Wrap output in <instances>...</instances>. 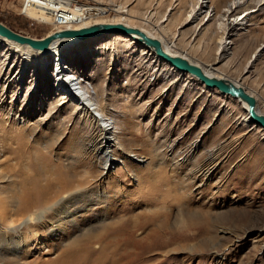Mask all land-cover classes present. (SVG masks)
Masks as SVG:
<instances>
[{
	"label": "rangeland",
	"instance_id": "obj_1",
	"mask_svg": "<svg viewBox=\"0 0 264 264\" xmlns=\"http://www.w3.org/2000/svg\"><path fill=\"white\" fill-rule=\"evenodd\" d=\"M19 1L0 0L2 23L33 37L52 30L45 10L19 12ZM89 1L128 13L110 9L96 21L125 16L204 68L211 63L218 75L260 87L264 97V0H244L229 13L232 0ZM113 36L79 40L61 56H46L41 69L32 65L33 52L6 58L0 43V199L34 175L54 181L58 162L85 175L32 209L54 205L58 231L43 230L24 244L10 230L0 239V264L9 258L15 264H264V129L244 120L235 98L180 73L139 42ZM220 38L226 53L216 51ZM59 57L124 128L121 156L110 151L120 146L116 139L110 152L96 154L82 118L57 104ZM257 106L264 111V100ZM107 154L119 161L103 171ZM53 215L42 223L50 228ZM7 230L0 223V234ZM86 249L92 253L83 256Z\"/></svg>",
	"mask_w": 264,
	"mask_h": 264
},
{
	"label": "bare ground",
	"instance_id": "obj_2",
	"mask_svg": "<svg viewBox=\"0 0 264 264\" xmlns=\"http://www.w3.org/2000/svg\"><path fill=\"white\" fill-rule=\"evenodd\" d=\"M243 2H244V0H232L230 2V4L228 5V8L225 9V12L229 13L231 11V9H233L235 6L237 7L238 4L243 3ZM29 6L35 7L34 5H29ZM35 8H37V7H35ZM37 9H39V8H37ZM110 9H112L116 12L128 14L126 8L122 7L121 5H115L114 8H110ZM40 10H42V9H40ZM193 10H194V7L192 8L191 11H193ZM191 11L188 13V15L186 17L190 16ZM248 11H250V10H247V12L241 18L234 17V19H233L234 25L240 24L241 23L240 21H242L245 18V15L248 13ZM99 15H104V14L99 13ZM124 19H125V16L124 17L121 16L120 18H117L116 20H114V22L120 21V22H123L125 24L131 25L130 23H127ZM80 23H83L80 26L87 24L85 20H82L81 22L75 23L74 25H79ZM155 26H157V25H155ZM68 28H74V27L70 26ZM140 29H142L147 34L158 38L162 47L166 51H168L172 54H179L181 56L186 57L189 61L196 63L194 60L189 58L185 53L177 52L173 48H171V45H173L172 40L165 41V40H163V38L155 36L151 30H145L143 28H140ZM112 35H114L113 38H120L121 37L120 35H122V34H119V33L110 34V36H112ZM124 36H126V35H124ZM127 37L131 38L135 42H139L136 39L132 38L131 36H127ZM219 41H220L219 42L220 45L218 46L216 51L220 52V53L221 52L222 53L228 52L229 49L225 45L224 38H220ZM78 42H79V40H77L73 37L54 38L48 43V45L45 48L37 49V48L30 47L26 43H18V42L14 41L10 38H7L3 35H0V43H4L6 45V52H5L6 58L7 57L10 58L13 54V51H18V52H22V53L33 52V57H32L31 62H32V65L35 66L36 69H38V68L41 69L44 66L46 56L53 55V54L54 55L58 54L61 56L62 50L65 47L72 46ZM143 46H145V45H143ZM146 48L152 51V49H150L149 47H146ZM14 56H16V55H14ZM28 60L29 59L27 58L25 61H23L22 68L17 73L18 76H20L21 78L24 76V73L26 71V67L28 66V64L30 62ZM60 60L61 59L59 57V66L56 65L55 66L56 68L53 71V74L55 73L54 75L56 76V77L54 76L55 77L54 82H56L55 88L59 94V97L57 98V104L58 105L68 104L70 107H72L73 111L82 118L84 124L86 125L87 134L92 139L91 145L93 146V150L96 154H98V153L103 154L104 151H109L108 146L110 145L111 140L116 139L115 142L118 143L120 146L115 145L116 148H118V149L113 148L110 151L112 154H114L115 151H118L120 156H121V154L125 153L124 152L125 147H124V143H123V138H124V133H125L124 128H123V130L119 131V126L114 121H112V120L110 121V119H113V116L115 114L112 111H110L109 109L100 107L97 99L94 98V96H93L94 91L93 92L89 91L88 87L85 88L83 85L80 84V82L76 83L75 76L69 75V73L66 70L67 69L66 66L62 65V61H60ZM160 60H162V59H160ZM162 61H164V60H162ZM164 62H166V61H164ZM167 64H169V63H167ZM196 64L200 65L199 63H196ZM200 67H202L203 70L208 74H213V75L219 74L217 68L214 67L213 64H211V63L208 64L207 68H204L201 65H200ZM182 73H187V72H182ZM187 74H189V73H187ZM191 76L196 78L193 75H191ZM236 82H238V81H236ZM241 105L244 107V111H245V103L241 102ZM244 120L249 121L246 111H245V119ZM111 135H113V137ZM123 158H124V155H123ZM108 161H109V163H108ZM116 161H119V160L115 157L109 156L106 159V161L102 164V170L103 171L108 170L114 163H116ZM72 166L65 165V164L58 162L56 165L57 178L54 177L55 178L54 181L51 178H47V176L49 177V175H47V174H46L47 176L43 175L46 178L42 177V179H43L42 182H41V180L36 181V180H34L35 179L34 178L35 175H34L32 178V181L29 184L26 183L27 185L20 187L19 190L13 191V193L11 194L13 196L11 197V195H10V199H8V198L7 199L6 198L0 199V223L3 224L5 228H8V230L6 231L7 233L4 231L3 233L0 234V239L5 237L6 235H10V232H9L10 230H13V231L16 230L17 232H20L21 238L25 241L24 244H29V242H30V240H32V238H34L35 240L40 239L41 236L43 235L42 234L43 230L44 231L48 230L49 232H47V233H49L50 236H53L58 231L59 224L57 223L55 218L58 215L57 213H59V212H57L56 208H52V207H54V205H49L45 209H35V210H32V209L38 208L39 205L46 202L47 199L49 197H51V195L55 196V194H57V193L61 194V193L67 192L68 189L70 187H72L73 182L83 181V179H82L83 177L81 178V180H77V179L79 177L85 176V175H78L77 171H75L74 167H72ZM51 168H53V167H51ZM51 168H49V169H51ZM125 168L126 169L130 168V165L125 166ZM53 171H55V170H53ZM50 172H52V170ZM45 173H46V171H45ZM54 174H55V172H54ZM151 174L152 173H150V175ZM88 175L92 176L91 173H88ZM158 182L161 183V180H158ZM158 182L155 181L154 183L159 184ZM23 184L24 183H22V185ZM161 199H162V197H161ZM18 200L19 201L22 200L23 204L20 205V202L18 204ZM49 212L55 213V215H53L50 219H48V220H51V223H49V224H51L50 228L47 225H45L44 222L42 223V221H41L42 219H45V217L49 215ZM55 221H56V223H55ZM27 232H29V233H27ZM27 252H28V250H27ZM101 252H102V250H100V252H99L100 256H102V253H103V252L102 253ZM88 253H92V252L88 251L87 249L84 252H82L83 256L85 254H88ZM79 255H81V254H79ZM77 256H78V254L76 253L75 257H77ZM57 258L59 260L60 254L57 255ZM16 260H14L12 258L5 259L3 264H15L14 261H16Z\"/></svg>",
	"mask_w": 264,
	"mask_h": 264
},
{
	"label": "water",
	"instance_id": "obj_3",
	"mask_svg": "<svg viewBox=\"0 0 264 264\" xmlns=\"http://www.w3.org/2000/svg\"><path fill=\"white\" fill-rule=\"evenodd\" d=\"M115 33L131 36L136 39L140 44L152 49L155 56L169 63L180 73L187 72L195 76L206 88H214L226 96L235 98L240 104L241 102L245 103V111L249 120L247 122L264 129V112L256 107L255 97L243 85L223 75L208 74L200 65L189 61L186 57L166 51L158 38L147 34L138 26L128 25L120 21H95L74 28L53 29L41 37H33L15 31L0 21V35L18 43H26L30 47L37 49L45 48L54 38L73 37L77 40H85L87 38L104 37Z\"/></svg>",
	"mask_w": 264,
	"mask_h": 264
},
{
	"label": "built area",
	"instance_id": "obj_4",
	"mask_svg": "<svg viewBox=\"0 0 264 264\" xmlns=\"http://www.w3.org/2000/svg\"><path fill=\"white\" fill-rule=\"evenodd\" d=\"M34 5L35 7L45 10L49 14V23L53 29L79 27L75 23L85 20L87 24L95 22L94 19L99 15L106 14V4L96 3L89 0H20L19 12L24 13L23 7ZM86 24V25H87Z\"/></svg>",
	"mask_w": 264,
	"mask_h": 264
},
{
	"label": "crops",
	"instance_id": "obj_5",
	"mask_svg": "<svg viewBox=\"0 0 264 264\" xmlns=\"http://www.w3.org/2000/svg\"><path fill=\"white\" fill-rule=\"evenodd\" d=\"M249 60H250V58L247 59V61H249ZM258 74H259V72H258ZM255 77H256V75L253 76V78H255ZM238 81H239V80H238ZM239 83H240L241 85H243V87L255 97V100H256V107L258 108V106H257L258 103L264 100V97H263V95H262V91H261L260 87H258V86H256V85L247 86V85H244L243 83H241L240 81H239ZM258 109H259V108H258ZM259 110H260V109H259ZM260 111H261V110H260ZM262 112H264V111H262Z\"/></svg>",
	"mask_w": 264,
	"mask_h": 264
}]
</instances>
